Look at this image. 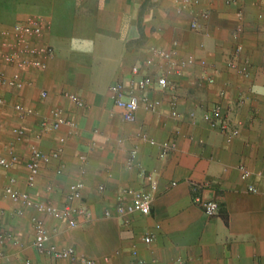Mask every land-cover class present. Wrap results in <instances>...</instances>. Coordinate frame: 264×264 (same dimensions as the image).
Returning <instances> with one entry per match:
<instances>
[{
    "label": "crops",
    "instance_id": "obj_1",
    "mask_svg": "<svg viewBox=\"0 0 264 264\" xmlns=\"http://www.w3.org/2000/svg\"><path fill=\"white\" fill-rule=\"evenodd\" d=\"M205 10L208 15L201 16ZM31 16L42 17L46 26L30 45L50 44L55 54L45 69H23L26 84L21 88L0 78V97L5 99L0 105V156L9 157L12 151L20 156L11 170L0 166V206L5 208L0 228L20 241L3 246L11 261L30 257L34 264H82L33 248L32 217L39 216L54 243L74 246L96 264H264V0H203L195 11L184 12L173 0H0V43L12 40L13 26ZM194 18L199 30L190 27ZM239 26L244 31L236 39ZM239 40L245 49L238 62L248 63V77L227 65ZM156 49L193 62L181 74L170 75V89L141 91L161 104L148 110L142 100L135 121H126L110 86L128 81L135 66L141 76L164 73L165 60ZM16 70L0 60V72L11 76ZM207 75H214L215 82ZM43 90L48 92L45 98ZM67 93L78 95L84 106ZM173 97L177 116L170 105ZM217 102L225 117L240 124L232 141L206 118ZM16 103L34 112L21 115ZM55 108L75 126L43 130L41 121L55 120ZM15 127L27 130L24 140L15 139ZM143 134L156 143L144 140ZM61 137L66 138L62 156L43 165L35 185L28 186L31 146L49 152L61 146ZM165 140L175 146L161 157ZM134 148L135 164L128 167ZM80 154L87 156L85 163ZM241 163L250 170L247 179L242 178ZM11 175L34 198L57 204L65 203L72 182L82 180L79 203L87 213L78 217L76 227L31 207L18 216L21 205L5 194ZM250 185L257 191H250ZM127 187L153 193L150 215L117 213L119 194ZM196 196L217 201L218 211L207 215ZM147 234L154 236L148 244L143 241Z\"/></svg>",
    "mask_w": 264,
    "mask_h": 264
},
{
    "label": "built area",
    "instance_id": "obj_2",
    "mask_svg": "<svg viewBox=\"0 0 264 264\" xmlns=\"http://www.w3.org/2000/svg\"><path fill=\"white\" fill-rule=\"evenodd\" d=\"M176 4L179 12L195 11L202 3L203 0H173ZM209 11H200L201 16H207ZM239 16L243 17V12L239 11ZM46 22L42 17L31 16L26 21L16 23L11 34L12 40L2 41L0 43V60L17 68L13 75H6L4 72H0L1 81L4 84L13 87H23L26 81L23 78L22 70L28 67H34L39 69H45L47 67V61L50 57L54 56L55 49L50 44L44 45H30L31 40L39 38L44 34ZM190 27L193 30H199L201 24L198 18H194L190 22ZM244 31L243 26L235 32V38L240 39ZM245 47L242 41H238L235 50L234 58L227 62L230 69L239 70L242 75L248 77L250 75V67L247 62L242 65L239 64L238 58L243 53ZM155 54L164 58L167 70L158 75H139V68L137 66L132 69V76L128 81L118 80L110 86V92L112 99L116 106L123 110V117L126 121L133 122L136 119L137 112L141 106L143 100L145 107L148 110H156L161 102L159 100H153L148 96L141 95L140 92L146 91L152 87H158L162 91H166L172 87V83L169 79L170 75L181 74L186 63L193 62L192 58L189 59H177L172 52L165 51L163 49H156ZM201 66L207 68L209 66L207 60L202 59ZM207 80L210 83L215 82L214 75H207ZM222 95L225 91L222 90ZM48 92L43 90L41 92L42 97H47ZM66 96L74 103L84 106L83 100L76 94L67 93ZM5 103V99L0 97V105ZM172 114L177 116V99L173 97L170 100ZM15 110L21 115L32 114L34 110L24 106L22 103L15 104ZM52 114L55 120L50 121L47 118L41 121V128L45 131L55 130L63 125L75 126V122L64 116L61 108L52 109ZM206 118L210 126L214 129L220 130L227 138L228 141H232L240 134V124L233 123L230 119L224 116L223 106L220 102L214 104V106L208 110ZM14 137L17 141H22L27 136V130L23 127H15L12 130ZM144 140H149L152 144L156 141L148 137L147 134H143ZM66 138L61 137V146L55 148L49 152H45L36 145L31 146V155L26 162L27 166V185L34 186L37 177L40 175L43 165L48 164L53 159H59L63 153V144ZM175 146L174 141L165 140L161 143V157H165L169 154L172 148ZM138 150L132 149L127 157V166L132 167L135 164ZM79 159L85 163L87 156L80 154ZM20 161V156L16 152H11L9 157L0 156V166L5 170H11L15 164ZM241 174L243 179H247L250 175V170L244 164H240ZM62 169H57V174H61ZM151 180H154L151 174L148 175ZM155 182V181H154ZM51 189V187H50ZM84 182L82 180L74 181L70 184L69 190L66 196V201L63 204H57L49 199H36L28 190L20 189L17 186V178L14 175L9 177L8 184L5 187L6 196L14 203H19L21 206L16 209V215L23 216L25 214V208H35L38 212L50 215L57 220H65L70 227H76L78 225V217L85 215L87 209L80 205V201L83 198ZM104 185L99 186V190L103 191ZM250 191H257L254 185L249 186ZM154 200L153 193L144 187L124 188L119 194V202L116 207L117 213L120 216L133 215L139 213L141 215H150L152 209V203ZM195 200L200 202L204 212L212 216L219 209V203L217 201H201L199 196L195 197ZM1 212V208H0ZM110 215V212H106ZM32 223L35 230V236L32 246L41 254H45L54 259H69L76 260L82 264H96V259L87 257L86 255L79 254L74 246H59L52 241V236L48 230L44 218L39 216L32 217ZM154 240V236L147 234L143 237V241L148 244ZM8 242L14 245H19L20 241L13 235V233L0 228V264H34L30 257L24 259H18L11 261V257L3 249ZM137 253V251H135Z\"/></svg>",
    "mask_w": 264,
    "mask_h": 264
},
{
    "label": "rangeland",
    "instance_id": "obj_3",
    "mask_svg": "<svg viewBox=\"0 0 264 264\" xmlns=\"http://www.w3.org/2000/svg\"><path fill=\"white\" fill-rule=\"evenodd\" d=\"M4 195L1 196V198H5L3 197ZM1 207V206H0ZM5 208L1 207V211H4Z\"/></svg>",
    "mask_w": 264,
    "mask_h": 264
}]
</instances>
